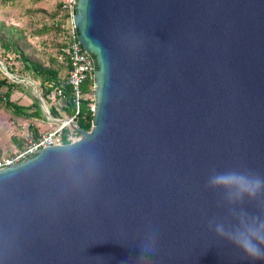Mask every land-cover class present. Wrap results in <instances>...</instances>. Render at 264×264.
I'll list each match as a JSON object with an SVG mask.
<instances>
[{"label": "water", "instance_id": "water-1", "mask_svg": "<svg viewBox=\"0 0 264 264\" xmlns=\"http://www.w3.org/2000/svg\"><path fill=\"white\" fill-rule=\"evenodd\" d=\"M73 15L93 126L0 170V264H264L208 228L264 217V194L229 203L207 184L264 176V0H76Z\"/></svg>", "mask_w": 264, "mask_h": 264}, {"label": "rangeland", "instance_id": "rangeland-1", "mask_svg": "<svg viewBox=\"0 0 264 264\" xmlns=\"http://www.w3.org/2000/svg\"><path fill=\"white\" fill-rule=\"evenodd\" d=\"M53 9L55 11L58 9L56 0H17L9 3L0 0V34H7L10 29L23 35L26 38L27 52L50 65L53 59L61 56L58 44H61L63 36L58 33L46 35L38 33L54 25L55 21L50 18ZM59 63L62 77L67 79L69 72L67 65L61 61ZM5 78L22 85L14 90L12 101L24 107H33L34 103L39 101V97L43 100L45 107H41L46 120L17 117L0 106V159L10 158L23 150L36 139V131L42 136L63 125L62 120L53 118L50 112L53 100H48L44 96L41 82L32 73L25 71L23 62L17 60L14 53L6 52L0 44V79ZM5 92L6 88L0 89V93ZM77 137L79 139L80 135Z\"/></svg>", "mask_w": 264, "mask_h": 264}, {"label": "trees", "instance_id": "trees-1", "mask_svg": "<svg viewBox=\"0 0 264 264\" xmlns=\"http://www.w3.org/2000/svg\"><path fill=\"white\" fill-rule=\"evenodd\" d=\"M4 3L15 2L17 0H3ZM50 18L54 20L52 27L40 31L38 35H46L47 33L61 34L63 40L60 46L61 56L60 58L53 59L50 65H47L44 61L34 58L27 52L26 38L23 35L17 34L15 31L10 30L7 34H0V44L6 52H12L16 55L17 60L23 62L24 69L27 72L33 74L42 84L43 94L49 99V96L57 89L64 91L65 97H58L53 101V106L50 108V112L55 119L67 120L76 116L73 89L67 84V79L62 77V68L59 61L67 65L68 71L71 70L70 60L68 56V40H67V13L63 10L62 3L58 5V9L50 15ZM59 18V19H58ZM57 19V20H56ZM1 33V32H0ZM12 73H14L11 70ZM68 72V75H69ZM68 78V77H67ZM22 86L21 84L10 82L9 78L0 79V89L6 88L5 94L0 93V106L10 111L17 117L45 121L46 116L42 110L39 101H36L33 107H24L18 103L12 101V95L14 90ZM94 80H88L83 85V104L81 112L77 115L78 126L86 131H91L93 126V115L90 112V104L94 101ZM52 102V101H51ZM36 139L40 138V135L36 131ZM64 144H70L68 141V135H79L71 127H66L63 131ZM1 156V154H0Z\"/></svg>", "mask_w": 264, "mask_h": 264}, {"label": "clouds", "instance_id": "clouds-1", "mask_svg": "<svg viewBox=\"0 0 264 264\" xmlns=\"http://www.w3.org/2000/svg\"><path fill=\"white\" fill-rule=\"evenodd\" d=\"M208 187L222 192L223 201L235 203L245 198L255 199L264 194V176L242 169H228L224 171L212 170L208 177ZM221 203L218 201V204ZM235 213L237 223L226 226L223 222L212 218L208 221V228L218 237L239 249L250 260L264 261V217L253 216L247 212L230 209ZM155 247L144 246L143 253L154 254ZM140 260L147 264L144 255Z\"/></svg>", "mask_w": 264, "mask_h": 264}, {"label": "built area", "instance_id": "built-area-1", "mask_svg": "<svg viewBox=\"0 0 264 264\" xmlns=\"http://www.w3.org/2000/svg\"><path fill=\"white\" fill-rule=\"evenodd\" d=\"M76 0H64L63 10L67 13V40H68V56L70 60L71 70L67 78V84L73 89L74 103L76 116L62 120L63 125L56 128L54 131L40 136L38 139H33L23 150L17 152L14 156L10 158L0 159V170L8 167L17 165L28 158L41 151L44 148L64 145V134L63 131L67 126L72 127V125H77V115L81 112V107L83 104V85L88 80H94V101L90 104V112L95 115V75H94V61L88 51L80 43L77 35L76 26L74 24V5ZM58 97H65L64 91L62 89H57L53 92L49 99L55 100ZM72 124V125H71ZM78 135L70 134L68 135V141L70 143L78 140Z\"/></svg>", "mask_w": 264, "mask_h": 264}, {"label": "crops", "instance_id": "crops-1", "mask_svg": "<svg viewBox=\"0 0 264 264\" xmlns=\"http://www.w3.org/2000/svg\"><path fill=\"white\" fill-rule=\"evenodd\" d=\"M62 1H63V0H56V2H57L58 5L61 4ZM54 11H55V9H53V12H54ZM53 12H52V13H53ZM35 13H36V11H35ZM58 19H59V18H58ZM30 20H31V18H30ZM56 20H57V19H56Z\"/></svg>", "mask_w": 264, "mask_h": 264}]
</instances>
